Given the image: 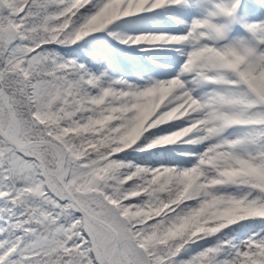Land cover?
Listing matches in <instances>:
<instances>
[{"label": "snow or ice", "instance_id": "obj_1", "mask_svg": "<svg viewBox=\"0 0 264 264\" xmlns=\"http://www.w3.org/2000/svg\"><path fill=\"white\" fill-rule=\"evenodd\" d=\"M0 264H264V0H0Z\"/></svg>", "mask_w": 264, "mask_h": 264}]
</instances>
